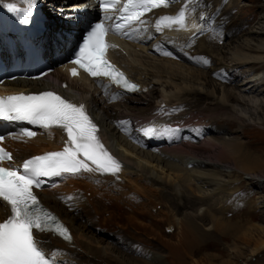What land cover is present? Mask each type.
<instances>
[{
    "label": "bare ground",
    "instance_id": "1",
    "mask_svg": "<svg viewBox=\"0 0 264 264\" xmlns=\"http://www.w3.org/2000/svg\"><path fill=\"white\" fill-rule=\"evenodd\" d=\"M240 1L241 0H180L179 3H183L181 8L185 6L187 8L188 20H190V17L193 15L194 9H196L195 11L204 10L207 12L201 19L203 24L207 21V14L212 11L216 12V17L218 19L213 23L215 25L213 30L216 34L212 33L210 35L206 32L201 34L202 36L197 35L195 38L198 39L194 41L195 38H189V34L191 31L197 30L198 26H191L188 22L187 28L170 31L174 32L173 37H170L168 33L157 36L160 46L167 48L168 52L175 54L176 57L181 60L205 67V69H203L195 66L203 69L206 73L196 72L194 75L190 73L188 69V66L194 65H186L184 63L182 64V62L179 64L180 62H176L168 57L158 58L162 59V61L156 62L162 65L161 70L158 71L154 67L153 62L145 59L146 56L135 49V47H138L143 50L147 48V46L133 42H129L122 46L127 51L126 55L114 51V56L121 65L125 62L130 67L137 69L138 74L143 73L145 76L147 75V71L136 68V64L151 69L148 73L155 77V79L140 78V76L136 78L143 86H147L150 81L155 83L151 90L149 89V94L154 98L152 102L146 101L145 104H139V102H141V95H130V93H127V95L125 94V98L122 97V95H116L114 99L108 100L105 94L103 95L97 87L93 86L92 79H87L81 75L78 77H67L66 71L62 69V65H57L52 71L40 78L28 80L16 78L11 81H3L2 86L8 90L35 89L44 87L48 84H55L59 87L60 81H65L66 85L62 90L68 95L75 97L77 101L83 103L88 114L98 126L102 143L123 166L118 178L111 175L100 176L94 173H84L81 175L65 174L62 176L63 180L58 184L42 187L40 189L39 196L42 202L58 214L63 223L70 229V242L48 232L37 234L36 238L39 245L43 248L45 253L53 255L56 264H121V262H118L111 256L109 252L110 247H102L98 241H94L92 237L87 235V228L97 236H102L106 240H108L110 236L112 240L116 241L115 244L118 247L119 243L125 245L128 241V237L124 238L121 235L122 228L124 227L115 222L114 219L102 220V217L107 218L112 211L116 213V209L121 213L126 211L125 209H131V213L129 214L136 218L135 215L137 214L135 211L137 206H139L140 203L147 205L148 201L146 202V199H149L151 196H156L163 200L165 204V213L170 216L171 219L165 218V216L161 218L152 217L151 221L148 223L154 222L155 226H160L161 223H165L166 227H171L169 232L172 233H162L163 236L172 235L173 238L171 241L166 240V244L154 234L150 235L151 233H147V235H149V237H147L149 242L150 240L155 242L157 244L155 246H157L159 250L166 251L165 254L162 253L163 256H161V254L159 257L157 256L158 258L156 260L153 259L156 255L151 256L148 254L149 256H146V258L136 257L134 255L135 252L139 251L140 247L142 250H151L149 248L152 247V245L149 243L136 242L135 240H133L135 242L130 244L127 243L125 248L128 250H126L128 255L134 258L148 260L146 262L140 261L142 262L140 263L137 259L128 256L130 259L126 262L127 264H133L134 261L137 262L136 264H152L150 262L151 260H153L152 262L154 264H157V262L163 264V262L166 263L163 257H167V253H171V250L177 251L178 253L182 252L188 257L191 256V263L197 264L198 260H195L191 255L193 247L199 244L200 247L216 249L218 245L214 242L213 238L211 242H201L202 240L207 241L214 233H217L221 238H226L229 235L234 236L235 239L232 238V245L228 246V253L230 251L232 256L228 257L229 259H222L215 263L212 262L214 255H211L205 262H199V264H264V227H256L253 224L240 226L241 223L238 225L236 220H225L222 216L224 214L226 215V211L230 212L233 216L237 215V210L240 206L231 205L230 202V200L235 198L236 190L230 191V189L227 188L228 190L226 191H229L228 195H220L222 186L230 182L226 180V176L231 174L235 175L239 171L249 175L263 171L264 163L261 161L262 157L251 153L254 149L242 148L243 142L239 140L240 137L238 135H228L229 133H227V131L232 132V126L234 125L232 124L233 122L231 123L227 119V111L223 110L220 106L221 109H217V112L210 117H204L192 124L191 126L196 128H192L188 134L190 140L194 141L195 138L202 135L203 131V137L200 138L201 143L205 146H218L219 150L222 153L224 152L227 156L220 153L232 162V167H228V164L225 165L226 161L224 158L223 160L225 162L222 161L221 158H218L221 155L217 158L211 157V159H209V157L202 158L201 156L191 154L192 152L190 153L186 147L179 146L178 144L176 145L177 142L172 143L169 141V134H167L166 131L175 127L174 125H170L173 120H178L186 114L183 112L182 115L180 112H193L194 110L205 109L215 110L217 105L209 102L206 103L205 98L203 99L199 94L194 93L193 88H186L184 85H175L177 87H174L173 93H168L167 95L164 91L172 87V85L171 83H167V80L161 79H182V81L185 80L189 82V84L195 79L198 81L200 80L199 83L204 86L202 90L205 91L204 93L206 96L219 94L218 97L220 102L226 105H228L226 102L229 103L231 100L239 101V97L251 98L250 103L251 105L253 104L254 107L251 109L248 102H244V106L240 109L244 115V120L246 122H253L252 120L264 121V28L263 32L260 33L258 30H248L250 27H256L255 25L259 23L258 21L261 19L262 15L264 17V3L260 2V0H248L250 5L247 3L245 10L248 14H244L245 12L242 13L241 11L244 5L243 3L239 4ZM17 3L21 4L22 2L17 1ZM86 3V9L82 14L77 16L81 22V19L95 10L90 0H44L43 8L51 18L49 25L52 29L56 30L59 26H64L65 23L63 24L62 20L65 15L74 13L72 9L67 10L66 8H72L78 5L82 6ZM5 5H7V0H0V25L3 22L7 23L12 20L11 12L7 10ZM24 8L25 6L23 5L20 7L21 10ZM58 18H62V20L59 21ZM245 24H247V26L242 28L241 26ZM73 29H76V27H71V29L68 30L72 31V33L67 35L65 40H57V43L55 41L56 47H51L52 41H50L49 38V36H51L50 31L44 33L47 46L50 47L49 54L46 53L49 59H53V54L67 50L66 41L72 40V36L74 35ZM237 31H239L238 35L244 34L242 35L241 42L230 49H226V46L228 47L229 44H233L232 39L233 36L237 35ZM246 35H254L255 37H250L248 39ZM243 36H245V38H243ZM6 37V35L0 33V40H5ZM52 38L54 39V37ZM227 39L228 41L231 40L230 43H228ZM193 42L196 43L191 48L190 44ZM183 44L186 45L182 46ZM223 49L229 50L228 54H230V56L228 64L226 60H223L225 56L222 57V60L221 57L218 58V52H222ZM66 56L67 54L64 55L60 62H63L67 58ZM201 58H206L210 63L207 65L203 64ZM146 63L151 68L146 67ZM181 68H185L184 71H188L191 75L188 73V75L185 74ZM156 72L160 73L156 74ZM162 73H166L167 76L162 75ZM210 78L213 80L226 79L227 81H233L234 89H230L229 87V89H226L225 87L227 86L219 89V86L213 84ZM240 78H242L241 81H239ZM206 79L210 82L208 85L205 84ZM219 83L223 84L221 81ZM159 85L161 86L160 89L158 88ZM156 91L159 93H156ZM135 93H137V91H135ZM119 94H122V92ZM258 95H263V97H257L259 99H256L255 96ZM121 102H125V104ZM109 105H112V108L110 107V113H107L105 107ZM230 107L231 106L228 105L229 116L235 119L238 125H240V120L242 118L234 114ZM185 108L190 109L185 110ZM258 108L259 113L255 114L254 110ZM132 116L135 117L136 122L134 124L137 126L131 134H125L121 131L122 127L119 129L117 122L124 121ZM220 118L222 119L221 122L225 123L227 128L222 126L220 124L221 122H218V120H221ZM213 124L218 125L214 128ZM145 129H153L154 132L146 138L143 134ZM219 131L223 133L218 135L217 133H219ZM214 132L215 134L210 135V133ZM237 134L247 139L246 143L249 147L261 149L264 145V140H256L252 136H247L248 130L246 127L237 129ZM66 139V134L59 129H53L51 132L39 129V132L36 133L34 137L20 139L8 138L6 143L12 150L13 156L20 159L26 155L39 153L45 150H62ZM159 141H166V143L157 144ZM75 176L78 177V179H75ZM179 177L187 180L194 179L192 181L196 183L195 185L199 183L200 186L195 189L193 195L190 193L181 194L180 187L174 180V178ZM248 178H250V180L253 179L251 176ZM74 181L83 183L80 184ZM140 181H144L141 183L143 184L142 187L145 188L144 190H152L150 195L145 194L142 189H139L138 183H140ZM254 181L258 182L259 185L264 184V179H255ZM211 183L214 184L212 186L214 189L209 190L204 186L205 184L211 185ZM154 186L156 189H151ZM52 187L54 188L51 189L50 192L52 191L53 195L48 196V190ZM55 189H58L59 193L56 192ZM169 193L172 195L173 199L177 200V198L183 195V197L189 199V202L196 200V203L193 202L189 210L184 211L182 208L183 203L180 204V201H176L173 205L170 203L171 201L167 202V195L170 196ZM69 197L72 199H68ZM95 198H99V200L96 201ZM226 201L229 202L227 203ZM179 206L183 209L182 212L179 211ZM256 207H260V210L262 209V211H260V217L264 220V197L263 199H259L257 204L251 208ZM251 208H248L244 214H246L250 220H253L252 218L256 217V215L254 212L250 211L252 210ZM159 213H162V210H160ZM6 214L7 210L5 205L0 203V219ZM127 224L130 223L127 222ZM245 224H248V221ZM96 225H99L101 228L95 227ZM136 231L138 232V230ZM167 260L169 261L168 263L171 264L168 258Z\"/></svg>",
    "mask_w": 264,
    "mask_h": 264
},
{
    "label": "snow or ice",
    "instance_id": "2",
    "mask_svg": "<svg viewBox=\"0 0 264 264\" xmlns=\"http://www.w3.org/2000/svg\"><path fill=\"white\" fill-rule=\"evenodd\" d=\"M24 3L27 7L22 10L15 4L5 7L10 12H22L21 22L27 23L36 0H24ZM118 3L120 0H98L99 8L105 13L116 9ZM169 3L170 0H124L110 28L105 26L103 20L90 26L69 63L91 77H108L124 91H137L138 85L128 81L124 73L107 60L106 51L110 45L106 43L105 36L112 31L130 37L131 31L126 29L133 24H144L142 17L147 12L161 6L167 7ZM105 19L113 18L106 16ZM187 20L186 8L182 7L175 15L158 17L154 27L157 32L165 28L182 30L188 27ZM201 59L205 65L210 63L206 58ZM70 72L72 76H77V67ZM0 119L26 122L48 132L59 129L67 136L61 151L31 157L20 168L0 166V203L7 210L6 218L0 222V264H56L52 256L40 247L37 234L51 232L69 242L71 234L53 213L43 208L33 188L41 186V178L65 174L94 173L118 178L123 166L102 143L98 126L85 106L71 103L54 92L0 96ZM127 123L118 121L117 126L123 129ZM153 132V129L144 130L145 135H152ZM21 135L31 138L36 132L23 129ZM4 139L0 136V141ZM11 160V153L0 148V164Z\"/></svg>",
    "mask_w": 264,
    "mask_h": 264
},
{
    "label": "rangeland",
    "instance_id": "3",
    "mask_svg": "<svg viewBox=\"0 0 264 264\" xmlns=\"http://www.w3.org/2000/svg\"><path fill=\"white\" fill-rule=\"evenodd\" d=\"M75 1H77V0H75ZM260 2L264 3V0H260ZM241 3H243V5H244V8L242 7V10H241L242 13L245 12L244 14H248V12L245 11V10H246V7H247V3H248V5H250L249 4V1L248 0H241L239 2V4H241ZM214 18H212L211 20L213 21ZM258 22H259L258 24H256L257 22L255 23L256 24L255 26L257 28L256 27H250L248 30H251L252 29V30H258L259 33L260 32H263V28H264V17H263V15H262L261 19ZM196 24H201L202 25L201 21L197 22ZM246 26H247V24H245V25H243L241 27L242 28H245ZM210 31H212L211 28L208 29V32H210ZM238 33H239V31H237V35L233 36V39H232V41H233L232 43L233 44H229L228 47L226 46V49H230L234 45H237L239 42H241L242 35H244V34L240 33L242 35H238ZM250 37L254 38L255 36L254 35H251V36H247L246 35V38L249 39ZM226 38H227V36H226ZM226 38H225V40H226ZM243 38H245V36H243ZM234 39H235V41H234ZM227 41H228V39H227ZM230 41H228V43H230ZM193 45H195V42L192 44V46ZM143 46H145V45H143ZM135 49L139 50L140 53H143L146 56L145 59L150 60L151 62H153L154 63V67L158 71L161 70L162 65L160 63H156V62L162 61V59H158V58L159 57L161 58V57H164V56L155 54L154 52L151 51L150 48H145V49L141 50L138 47H135ZM226 49H223L224 51L222 50V52H218V54H219L218 55V58L221 57V60H222L223 59L222 57L225 56V58L223 60L224 61L226 60V63L228 64L229 63V56H230V54H228V51L229 50H226ZM119 52L122 55L123 54L126 55V53H127V51H126L125 48H123ZM155 57H157V58H155ZM168 58H171L172 60H174L176 62H180L179 64H181V62H182V64L184 63L186 65L187 64L194 65V66H188V69H189L190 73H192L194 75L196 74V72H198V73H202V72L206 73V71L203 70V69H205V67H201V66H199L197 64L189 63V62H186V61L181 60V59H175L173 57H168ZM122 64L128 70V72L130 73V75L132 77H134V78H136L137 76H140V78H147V79H152V80H153V78L155 79V77H153L150 73H148L151 69L144 68L143 65L136 64V68H141V69H144V71H147V75H145V76H144L143 73L138 74L137 69L130 67L125 62H123ZM186 65H183V66L187 67ZM211 65H213V64H211ZM195 66L201 67L203 69L197 68ZM146 67H149L147 63H146ZM149 68H151V67H149ZM184 69L185 68H181V70H183V72L185 74L188 73L189 75H191L188 71L187 72L184 71ZM159 73L160 72H156V74H159ZM162 75H166L167 76L166 73H162ZM161 79L162 80H167V83H169V84L171 83V85H172V87L167 88L164 91L165 94H167V95H168V93L169 94H172L173 93L172 91H173L174 87L184 85V86H186V88H193L194 89V93L199 94V96L203 97V99L205 98L206 103L209 102L211 104L217 105L216 106L217 108L215 107V110L205 109V110H194L193 112L182 111V112H180V113H182V115H183V112H185L186 114H184L180 118V122L173 121L172 124L183 123L184 125L190 126V125L194 124L195 122H198L199 120H201L204 117L205 118L206 117H210L211 115H213L214 113L217 112V109H221L220 107H222L223 110L227 111V119L231 123L233 122L232 124L234 125V126H232V130L234 132L233 131L232 132L227 131V133H229L228 135H232V136H235V135L237 136L238 135L240 137L239 140H241L243 142L242 148H244V149H246V148L247 149H254V151L251 152V153L261 156L262 157L261 158V161H262V163H264V145H263V147L261 149L255 148V147H249L247 145V143H246L247 139L245 137L241 136L240 134H237V129H241L242 127H246L247 130H248L247 136L248 135L249 136H252L256 140H258V139L264 140V128H263L264 127V124H263L264 121H262V120H255L254 121V120L250 119L253 122H250V121L249 122H246L244 120V117H243L244 115L242 114V111H240V109L242 108V106H244V102H248V105L251 106V109L254 107L253 104L251 105V103H250L251 102V100H250L251 98L249 99V98H244V97L241 98V97H239V99H240L239 101H232L231 100L229 102L230 104L228 102H226L229 106H231L230 108L233 110L234 114L239 115L242 118L240 120V125H241L240 126V125H238V122H236L235 119H233L231 116H229V114H228V105L220 102L219 97H218L219 94L218 95H212V96H206V94L204 93L205 91L202 90V89H204V86L199 83L200 80L198 81V80L195 79V80L191 81L190 84H189V82H187L185 80L182 81V79H174V78H169V79H167V78L166 79L165 78L164 79L161 78ZM207 79L205 80L206 81V83H205L206 85H208L210 83L209 80H207ZM241 79L242 78H240L239 81H241ZM201 80H203V79H201ZM215 80L211 79V81L213 82V84L219 86V89L222 88V87H225V86H227V87H225L226 89H229V88L230 89H234L233 81H227L226 79H220V80L219 79H215ZM220 81L223 84L219 83ZM229 83H230V85H229ZM153 84H155V83H153V81H150V83H148L147 86L144 87L145 89L140 90L137 93H135V92L130 93V95L131 94H136L137 96H140L141 95L140 96L141 97V99H140L141 102H139V104H145L146 101H149V102L151 101L152 102L154 98L149 94V91L151 90ZM175 85H177V86H175ZM158 88L160 89L161 86L159 85ZM156 93H159V92L156 91ZM122 96L125 98V95L124 94ZM255 97H256V99H259L257 97H263V95H258V96H255ZM121 103L122 104H125V102H121ZM248 105L246 104L247 107H248ZM142 106H144V105H142ZM110 107L112 108V105H109V106L105 107V110H106L107 113H110V110H109ZM186 109H190V108H185V110ZM254 113L255 114H258L259 113V108L256 109V110H254ZM213 117H215V116H213ZM105 120L108 121L107 119H105ZM232 120H234V121H232ZM221 121H222V119L221 120H218V122H221ZM218 124H213V127L215 128L216 125H218ZM220 124L222 126H224V127L227 128V126H226L225 123L221 122ZM222 133L223 132L219 131V133H217V134L220 135ZM213 134H215V132L214 133H210V135H213ZM178 145L179 146L186 147L190 151V153L192 152L191 154H195V155L201 156L202 158H206V157H209V159H211V157L212 158L213 157L217 158L218 156H220V155L223 156L222 154H224V152L222 153L219 150L218 146H215V145H213V146H205L203 143H201L200 138H198V139H196L194 141L187 139V141H183L182 143H180ZM224 155H226V154H224ZM221 156L218 157V158H221L222 161L225 160L226 161V162L224 161L226 163L225 165L228 164L227 165L228 167H232V164H231L232 162L227 157H225V156L221 157ZM223 158H224V160H223ZM204 166H207V165H204ZM222 173H224V172H222ZM232 175L233 174L226 176L227 177L226 180L227 181L229 180L230 182H227L226 184H224L222 186V190L220 192V195H223V196L228 195V192L229 191H226L228 189H230V191H232V190L235 191L236 190L235 191V193H236L235 194V198L232 199V200H230V202H231V205L240 206V208H238V210H237L238 211V214L237 215H234L233 216L230 212L226 211V215L224 214L222 217L225 220H227V221H231V220L232 221H235L236 220L238 225H239V223H241L240 226L241 225L248 226L250 224H253L256 227H259V226L264 227V220H263V218L260 217V211H262V209L260 210V207L251 208V207H254V205L257 204V202H258L259 199H263V197H264V187H263L264 184L259 185L258 182L254 181L255 179H264V170L261 171V172H256L255 174H252V175H249V174L244 173V172H241V171H239L238 173H236L233 176ZM250 176L253 178L252 180H250V178H248ZM74 178L75 179H78V177H74ZM174 180L177 182V185L180 187L179 189L181 190V194H183V193H188L189 194L190 193L191 195H193V193L195 192V189L198 186H200L199 183H198V185H195L196 183L192 181L194 179L187 180V179H184V178H180L179 177V178H174ZM70 182H72V181H70ZM74 182H76V181H74ZM142 182H144V181H140V183H138L139 184L138 185L139 189L140 190L142 189V191L145 194L150 195L152 190L151 191L144 190L145 188L142 187V185H143V184H141ZM76 183L82 184L83 182H76ZM170 185L172 186L171 182H170ZM213 185L214 184L211 183V185L210 184L209 185L205 184L204 186L206 188H208L209 190H211V189H214L212 187ZM224 186H225V188H224ZM53 188L54 187H52V188H50L48 190V192H49L48 193L49 194L48 196H50V195L52 196L53 195L52 191L50 192V190L53 189ZM202 188H204V187H202ZM151 189H156V187L154 186ZM55 190H56V192L59 193V190L58 189H55ZM226 192H227V194H226ZM169 195L170 196L167 195V202H170L171 201L170 203H172V205H173L176 201L177 202L180 201V204L183 203L182 204V206H183L182 208L184 209V211L189 210V207H191L190 205H192V203L196 201V200H193V202H189V199H186L185 197H183V195L180 196V198H177L175 196L177 198V200H176V199H173L172 198V195L170 193H169ZM150 198L149 199H146V202L148 201L147 202V205L146 204H143V203H140L139 206H137V209H136L135 212H136V214L138 216L135 215L136 218H134L133 215L129 214V213H131V209H125L126 211H124L123 213H121L120 211H118L116 209V213L114 211H112V212L109 213V216L107 218L106 217H102V220H106V219L107 220H112V219H114L115 222H117L118 224H121V226L124 227V228H122V234H121L122 237H124V238L125 237H128V241L126 242V244L127 243L130 244L132 242H135V241L138 242L139 241L141 243H149L150 245H152V247L149 248L151 250H148V251L142 250V248L140 247L139 248V251L138 252H135L134 255L136 257H141V258L142 257H145L146 258V256L148 257L149 255H151V256L152 255H156L153 258L154 260H156L160 256V254H161V256H163L162 253L165 254L166 251L165 250L164 251L163 250H159V248L157 246H155L157 244L155 242L151 241V240H150V242H151L150 243L149 240H148V238H147V237H149V235H147V233H149V234L151 233L150 235L154 234L156 237H158L159 239L163 240L164 242L166 240L171 241V239L173 238V236L172 235H169V236L167 235L166 237H164L165 235L163 236V234H170V233H172V232H169L170 230L169 231L166 230L165 223H161L160 226L159 225L158 226H155L154 225V222L148 223L149 221H151V218L152 217L153 218L154 217L161 218V217H164L165 216V218H170L171 219V217L168 216L165 213V209H164V205L165 204L163 203V200L157 198L156 196H151ZM49 199H47V200H49ZM193 199H195V198H193ZM95 200L97 201V200H99V198H95ZM122 200H124V199H122ZM226 202L228 203L229 201H226ZM182 208H181V206H179V209H180L179 211L180 212L183 211ZM248 208H251L252 210H250V211L254 212L255 215H256V217H253L252 218L253 220H250L248 218V216L246 214H244L248 210ZM232 209H233V207H232ZM160 210H162V213H159ZM100 215H101V212H100ZM247 221H248V224H245V223H247ZM82 222L85 223L84 221H82ZM127 222L130 223V224H127ZM95 227L101 228L99 225H96ZM115 229H117V228H115ZM135 229L138 230V232ZM119 230H121V229H119ZM86 232H88L87 235L90 236V237H92L94 241H98L99 244L102 245V247H105V246L106 247H110L109 248V252H110L111 256L114 259H116L118 262H121V264L122 263H126L128 261V259H130L129 257H131L133 259H137L139 262L140 261H145V262L148 261L146 259L145 260H142V259L134 258V257L128 255L127 254V251L128 250L125 248V245L126 244L125 245H122L123 243H119V244L117 243L119 245V247H118L115 244L116 241L115 240H112L110 238V236H109V238L107 237L108 240H109L108 241V240L104 239L102 236H97L89 228H87V231ZM166 232H168V233H166ZM263 232H264V230H263ZM110 234H112V233H110ZM216 234L217 233H214L213 234L214 236L212 235V237H210L207 241L206 240H202L201 241V242H211V239L213 238L214 242H216V244L218 245V247L216 249L208 248V247L207 248L200 247L199 244L193 247L191 255L193 256V258L195 260H198V263L197 264H199V262H201V263L205 262L206 259L209 256H211V255H214V259L212 260V262H215V263L216 262H219L222 259H229L228 257L232 256L230 254V251L228 253V246L229 245L230 246L232 245V238H234V236L229 235L226 238H221L218 234L217 235ZM124 238H123V240H124ZM133 240H135V241H133ZM167 258L170 260V263L171 264H192L191 263V259H190L191 256L188 257L187 255H185L182 252H179L178 253L177 251H172L171 250V253H167V257H165V256L163 257L164 261H166V263L163 262V264H169L168 263L169 261L167 260ZM152 261L153 260H151L150 262L152 264H154ZM136 263L137 262L134 261L133 264H136ZM140 263H142V262H140ZM157 264H161V263L160 262H157Z\"/></svg>",
    "mask_w": 264,
    "mask_h": 264
},
{
    "label": "water",
    "instance_id": "4",
    "mask_svg": "<svg viewBox=\"0 0 264 264\" xmlns=\"http://www.w3.org/2000/svg\"><path fill=\"white\" fill-rule=\"evenodd\" d=\"M171 227H166V229H170Z\"/></svg>",
    "mask_w": 264,
    "mask_h": 264
}]
</instances>
